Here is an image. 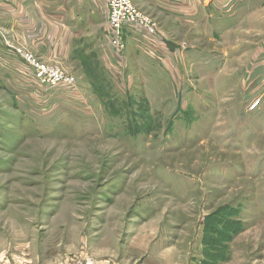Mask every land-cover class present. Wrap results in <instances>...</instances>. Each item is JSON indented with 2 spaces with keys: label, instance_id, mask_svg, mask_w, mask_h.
<instances>
[{
  "label": "rangeland",
  "instance_id": "obj_1",
  "mask_svg": "<svg viewBox=\"0 0 264 264\" xmlns=\"http://www.w3.org/2000/svg\"><path fill=\"white\" fill-rule=\"evenodd\" d=\"M38 1L0 0V264L185 263L218 222L249 230L238 246L257 256L264 16L235 12L225 31L208 15L211 0H196L197 22L177 26L134 0L158 33L125 29L120 49L102 8L81 24L67 23L65 6L52 23L56 8ZM15 7L24 42L6 37L16 32L4 9ZM18 48L75 85L42 84ZM202 251L196 264L224 257Z\"/></svg>",
  "mask_w": 264,
  "mask_h": 264
},
{
  "label": "crops",
  "instance_id": "obj_2",
  "mask_svg": "<svg viewBox=\"0 0 264 264\" xmlns=\"http://www.w3.org/2000/svg\"><path fill=\"white\" fill-rule=\"evenodd\" d=\"M11 2L12 1H10L9 4H12ZM44 2H46V0H39L37 3L45 7ZM147 2L151 8H157V10H159L158 12H152L154 15H156V17H158L160 20L170 22L171 25L177 26H184L187 23L195 24V22H197L196 19H198L197 11H199V8L202 4L201 1L199 3L196 0H147ZM47 3H50V7L56 8V11L53 12V15H50L49 20L52 23H58L60 18L59 16L61 15L58 12V9L65 6L67 9L65 12L67 15V23H94L98 21L101 16V8L108 16L107 0H66V2L62 5L58 4V0H50L47 1ZM196 7L197 11L194 10ZM16 8L18 9L19 7H15V12L8 8L4 9L6 12H9V14H14L12 15V18L10 17L11 21H13V25H11L10 22L8 31L14 30L16 32L13 35H10V33L8 34L10 36L6 37L14 39V36H16L19 41L24 42L26 40L25 37L18 32L24 31L22 23L24 22V18H26V16H16L15 14H17L19 11ZM22 8H24V5H22L19 9ZM208 8L211 9V12L208 14L209 17L212 18L211 21L217 26L227 25V27L224 29L225 31L228 30L229 27L233 28L232 26H229V24L231 23V16L235 14V12L239 13L240 16H245L246 14L249 15L250 13L256 11L259 17L264 16V0H211L210 6ZM61 12L64 14L63 10ZM147 43L151 44L152 46H150V48L153 49L158 47V44L160 45V42L158 43V41L155 40H151V42ZM247 232H249V230L244 229L237 235H234L232 238L227 237L222 241L221 250L224 258L219 262V264H264L263 245L260 246L259 249L257 248L258 255L253 256L250 260L245 258L248 256L247 252L243 249H240L238 246L239 242L242 243L243 240H245ZM201 238L202 233L200 234L199 238L194 240L193 246L189 247L188 252L186 253L187 258L185 263H183V260L180 258V260L173 261L171 264H196V262H199V258L204 255L202 249L205 246Z\"/></svg>",
  "mask_w": 264,
  "mask_h": 264
},
{
  "label": "built area",
  "instance_id": "obj_3",
  "mask_svg": "<svg viewBox=\"0 0 264 264\" xmlns=\"http://www.w3.org/2000/svg\"><path fill=\"white\" fill-rule=\"evenodd\" d=\"M109 25L113 32V44L123 49V33L125 29L131 27L143 31L150 37H156L158 33V23L146 13L141 11L135 4L134 0H107ZM17 51L22 55L26 64L33 72L37 80L42 84L56 86H73L76 78L69 75L59 67L50 65L45 61L37 58L32 52L22 48ZM257 103L254 105V107ZM55 264H103L97 261L85 258L79 261H62Z\"/></svg>",
  "mask_w": 264,
  "mask_h": 264
},
{
  "label": "trees",
  "instance_id": "obj_4",
  "mask_svg": "<svg viewBox=\"0 0 264 264\" xmlns=\"http://www.w3.org/2000/svg\"><path fill=\"white\" fill-rule=\"evenodd\" d=\"M136 133V132H135ZM134 133V134H135ZM217 226H218V228H215V229H210V227H209V229L207 230L206 229V232H205V234H208L210 237H209V239L210 240H212V241H210V242H206V241H204V248H206V247H209L210 249H211V253H212V255L213 254H219L218 252H220L219 251V249H221V247H222V242H221V244H220V246H212L211 245V243H214V242H216V240H218L219 239V237L221 238V240L223 241V240H225L227 237H230V238H232L237 232H240V230L238 229H235L232 225H229V224H222V223H220V222H218V224H216ZM214 236V237H213ZM216 238H218V239H216ZM213 239H216V240H213ZM212 246V247H211ZM224 257H220V259H218L219 260V262L223 259ZM213 262V261H212ZM219 262H214V263H208V264H219ZM202 264H207V263H202Z\"/></svg>",
  "mask_w": 264,
  "mask_h": 264
}]
</instances>
